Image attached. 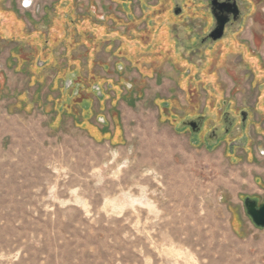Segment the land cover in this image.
Here are the masks:
<instances>
[{"label": "rangeland", "instance_id": "374dc122", "mask_svg": "<svg viewBox=\"0 0 264 264\" xmlns=\"http://www.w3.org/2000/svg\"><path fill=\"white\" fill-rule=\"evenodd\" d=\"M32 1L0 0V264H264L243 202L264 195L247 47L229 32L182 55L173 0ZM251 10L237 36L264 60ZM198 115L221 143L191 132Z\"/></svg>", "mask_w": 264, "mask_h": 264}, {"label": "flooded vegetation", "instance_id": "af4514ba", "mask_svg": "<svg viewBox=\"0 0 264 264\" xmlns=\"http://www.w3.org/2000/svg\"><path fill=\"white\" fill-rule=\"evenodd\" d=\"M262 1L264 0H173L170 9L166 12V16L170 21L164 28L166 31L168 30L169 34L170 30H176L174 28L178 22L181 24L183 30L189 29L183 41L185 42L184 44H188L182 52V55L185 56L198 55V53L202 52L201 50L204 47L207 49L218 46L223 43L229 32L232 33L230 36L234 38L238 44L247 47L246 53L249 55L247 63L251 65L248 69L251 72V79L248 81V84L249 87L253 88L256 84L260 85L264 82V60L262 54L257 51V49L254 50L250 48L248 42L243 39H238L237 34L239 29L243 26L246 13L256 8ZM27 3L29 4V1H27ZM167 3L168 2H165V4ZM23 4L22 6H24ZM194 16L198 19L195 20ZM221 20L225 21L222 35L219 38L212 39L210 34L219 26L218 23ZM254 39L255 36L253 35V40ZM255 41H257V39H255L254 42ZM256 72L258 74H256ZM239 115L241 116L242 124H244L247 118V112L245 110H239ZM201 117L204 118L203 115H198L196 119L191 118L186 121L196 122L193 127L188 125L191 132L196 134L198 138L203 137L208 143H221L222 134L218 132V128H203L204 119L201 125L199 122ZM231 125V120L224 116L221 124L222 133L228 134L230 132L229 126ZM247 142L248 140L244 144L243 141L242 144L248 147ZM249 197L250 199L256 200L257 204H260L264 199V195L262 198L257 196Z\"/></svg>", "mask_w": 264, "mask_h": 264}, {"label": "water", "instance_id": "95a60500", "mask_svg": "<svg viewBox=\"0 0 264 264\" xmlns=\"http://www.w3.org/2000/svg\"><path fill=\"white\" fill-rule=\"evenodd\" d=\"M224 22H225L224 20H221L218 23L219 26H217L216 29L213 32H211L210 37L212 39L219 38L222 35ZM185 123H187L192 127L194 124H196V122L193 121H189V122L185 121ZM243 202L246 213L250 217L253 224L258 227H264V199L260 204H257L256 200L250 199V197L247 196L244 198Z\"/></svg>", "mask_w": 264, "mask_h": 264}, {"label": "crops", "instance_id": "0c3cea01", "mask_svg": "<svg viewBox=\"0 0 264 264\" xmlns=\"http://www.w3.org/2000/svg\"><path fill=\"white\" fill-rule=\"evenodd\" d=\"M31 2H33L32 0H29V4H31ZM28 6H30V5H28ZM23 7H25V6H23Z\"/></svg>", "mask_w": 264, "mask_h": 264}, {"label": "built area", "instance_id": "2783aa9c", "mask_svg": "<svg viewBox=\"0 0 264 264\" xmlns=\"http://www.w3.org/2000/svg\"><path fill=\"white\" fill-rule=\"evenodd\" d=\"M23 5H24V6H26V4H25V3H24Z\"/></svg>", "mask_w": 264, "mask_h": 264}, {"label": "snow or ice", "instance_id": "6c2138e0", "mask_svg": "<svg viewBox=\"0 0 264 264\" xmlns=\"http://www.w3.org/2000/svg\"><path fill=\"white\" fill-rule=\"evenodd\" d=\"M26 2H27V0H26Z\"/></svg>", "mask_w": 264, "mask_h": 264}, {"label": "bare ground", "instance_id": "6f19581e", "mask_svg": "<svg viewBox=\"0 0 264 264\" xmlns=\"http://www.w3.org/2000/svg\"><path fill=\"white\" fill-rule=\"evenodd\" d=\"M29 1V0H28Z\"/></svg>", "mask_w": 264, "mask_h": 264}]
</instances>
